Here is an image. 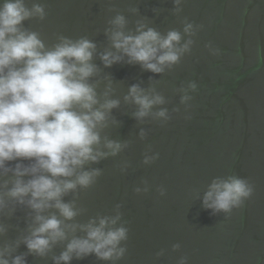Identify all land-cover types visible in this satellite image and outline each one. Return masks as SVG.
I'll return each mask as SVG.
<instances>
[{"label": "water", "instance_id": "water-1", "mask_svg": "<svg viewBox=\"0 0 264 264\" xmlns=\"http://www.w3.org/2000/svg\"><path fill=\"white\" fill-rule=\"evenodd\" d=\"M33 3L42 4L45 15L23 26L36 32L46 49L61 37L95 43L91 62L98 71L88 82L98 96L110 88L109 98L120 102L101 140L126 145L115 156L85 165L100 170L94 183L62 197L78 212L63 221L67 225L119 215L112 227L127 229L119 245L124 254L112 260L89 254L69 264H179L181 257L186 264H264V0H181L179 5L174 0H25L29 8ZM116 15L124 16L126 34H135L142 23L162 36L176 30L181 45L192 43L177 64L159 74L126 56L105 67L100 54L120 55L108 35ZM188 23L190 35L184 33ZM134 84L164 98L151 111L166 109V120L135 118L137 106L124 100ZM184 95L190 99L182 103ZM145 157L155 159L144 163ZM228 176L245 179L252 195L230 213L213 214L202 205L204 193L213 179ZM10 179L11 173L0 176V184ZM5 191L0 188V194ZM3 198L0 250L9 248L10 262L22 255L26 264H54L69 240L85 236L79 227L66 229L67 238L46 255L30 253L23 240L35 226V213ZM43 214L63 220L56 209ZM174 244L180 247L174 250Z\"/></svg>", "mask_w": 264, "mask_h": 264}, {"label": "clouds", "instance_id": "clouds-1", "mask_svg": "<svg viewBox=\"0 0 264 264\" xmlns=\"http://www.w3.org/2000/svg\"><path fill=\"white\" fill-rule=\"evenodd\" d=\"M174 3L179 5L181 0ZM44 15L40 3L29 8L25 0H0V176L11 173V179L0 184L6 189L0 194V209L7 196L35 213V226L23 243L38 256L46 255L52 245L65 240L66 229L75 232L79 227L85 233L83 238L74 236L69 240L65 250L53 258L54 264H69L73 257L81 259L89 254L100 260L118 259L125 251L119 247L120 242L127 238L125 227H112L119 215L67 225L63 221L72 220L78 212L73 203L64 202L62 197L78 186L88 188L94 183L100 170H86L85 165L115 156L126 147L106 137L102 143L100 135L108 126L111 110L120 102L109 98L110 88L98 96L96 85L88 82L98 71L91 62L95 43L86 38L73 41L61 37L59 43L46 49L36 32L24 28V21L43 19ZM110 23L109 39L120 55L111 51L100 54L105 67L126 56L129 63H138L159 74L177 64L192 43L188 40L181 45V33L176 30L162 36L142 23L135 34H126L122 15H116ZM192 28L191 23L186 24L184 33L190 35ZM195 87L194 83L189 84L190 89ZM189 99L184 95L181 102ZM124 100L137 106L133 115L138 120L149 115L168 118L166 109L152 113L154 106L164 103V98L154 91L134 84ZM151 159L155 157H145L144 163ZM251 195L252 187L245 179L217 178L204 193L202 205L213 214H227ZM48 209H56L63 220L56 214L45 216ZM3 232L0 226V233ZM179 247L173 245L174 250ZM8 252V247L0 250V264H26L22 255L14 256L10 262L6 258ZM179 264H186V258L181 257Z\"/></svg>", "mask_w": 264, "mask_h": 264}]
</instances>
